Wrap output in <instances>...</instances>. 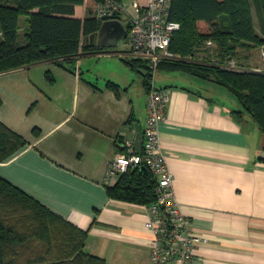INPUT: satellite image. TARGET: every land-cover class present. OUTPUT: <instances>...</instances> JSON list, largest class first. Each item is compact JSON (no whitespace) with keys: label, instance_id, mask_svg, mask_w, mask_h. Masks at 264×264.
I'll return each instance as SVG.
<instances>
[{"label":"crops","instance_id":"obj_1","mask_svg":"<svg viewBox=\"0 0 264 264\" xmlns=\"http://www.w3.org/2000/svg\"><path fill=\"white\" fill-rule=\"evenodd\" d=\"M86 14L85 3L75 7V17ZM118 43L87 44L93 49L73 70L41 61L0 73V121L27 142L0 162V177L88 230L84 248L105 264H153L147 206L113 199L106 189L119 141L135 140L136 124L143 130L147 116L142 78L124 60L126 40ZM177 74L159 86L170 96L159 138L174 197L191 228L208 239L189 264H264V133L248 117L233 119L238 104L229 95L222 99L219 89L210 93V86Z\"/></svg>","mask_w":264,"mask_h":264},{"label":"trees","instance_id":"obj_2","mask_svg":"<svg viewBox=\"0 0 264 264\" xmlns=\"http://www.w3.org/2000/svg\"><path fill=\"white\" fill-rule=\"evenodd\" d=\"M106 1L0 0V73L41 61L73 70L79 55L93 49L83 39L106 20L96 17L92 8ZM84 3L86 16L75 17V7ZM121 15L116 12L112 18L122 19ZM23 16L27 17V29L22 36ZM168 18L179 24L168 46L177 59L160 61L156 70L183 72L224 87L238 104L231 110L233 119L248 117L264 133V72L223 68L230 57L242 58L240 53L264 46V0H170ZM207 41L212 45L207 46ZM124 60L140 75L148 94L153 82L149 61ZM107 86L118 88L112 81ZM133 120L130 117L128 122L133 124ZM26 143L0 121V162ZM155 185L151 171L137 166L119 174L106 189L113 199L147 206L156 202ZM87 236L88 230L0 177V264H105L102 257L85 250Z\"/></svg>","mask_w":264,"mask_h":264},{"label":"built area","instance_id":"obj_3","mask_svg":"<svg viewBox=\"0 0 264 264\" xmlns=\"http://www.w3.org/2000/svg\"><path fill=\"white\" fill-rule=\"evenodd\" d=\"M170 0H151L146 6L129 5L107 0L93 6V14L98 18L113 19L116 12L127 15L128 45L130 58L149 61L153 75L160 61L177 59L168 49L170 38L179 24L168 18ZM212 42L207 41V46ZM264 60V46H261ZM223 67L237 69L231 61ZM251 72H264L259 67ZM147 94V116L142 130V145L136 149L134 139H123L122 147L109 162L105 181L112 185L117 176L129 168L137 166L148 168L155 181L156 202L147 205L148 216L145 228L151 233L150 255L153 264H189L196 258L195 247L206 243L207 238L197 234L191 228L188 217L182 212L176 201L172 187V174L167 166L159 138V125L166 119V107L170 96L167 89L156 87L153 82Z\"/></svg>","mask_w":264,"mask_h":264},{"label":"rangeland","instance_id":"obj_4","mask_svg":"<svg viewBox=\"0 0 264 264\" xmlns=\"http://www.w3.org/2000/svg\"><path fill=\"white\" fill-rule=\"evenodd\" d=\"M254 24H255L256 30L259 32V24H258V18L256 16V14H254ZM124 41H125L124 39H120L118 41L119 42L118 43V47H124ZM87 42L88 41L86 40V43ZM240 56H242V58H240V57H234V58L230 57L229 59L226 60L224 65H229V63L232 61L234 63V65H235V67H237V69L240 68V70H243V71H249L251 68H254V67H259L262 70H264L263 69L264 68V60L261 57V47L254 48V49H252L250 51L242 52V53H240ZM211 59L215 60L213 58H211ZM223 68H225V67H223ZM167 74H170L169 76L175 74V75H177L176 77H179L177 72L168 73V72H165V71L156 70L154 75H153V77H152L153 84L156 87H159L160 85H163L164 84L163 80L165 81L166 78L169 77ZM191 79H192V81H194V79H195L196 81L202 82L206 86H210V88H209V92L210 93L213 92L211 87H214L215 89H219L220 91L217 94L221 93L222 94V97H221L222 99H225V97L226 96L228 97V95H229L230 99H231V100H229V102L232 101L233 105L235 106L236 100H235L234 96L229 91H227L224 87H222L220 85L213 84V83L205 81V80L198 79L196 77H192ZM160 80H162V82H160ZM177 81H179V80H177ZM225 100H227V99H225Z\"/></svg>","mask_w":264,"mask_h":264},{"label":"water","instance_id":"obj_5","mask_svg":"<svg viewBox=\"0 0 264 264\" xmlns=\"http://www.w3.org/2000/svg\"><path fill=\"white\" fill-rule=\"evenodd\" d=\"M127 29L118 19H108L101 23L99 29L88 35L86 40L89 45H115L120 39L126 36ZM86 44V45H87ZM136 136L134 144L137 150L142 145V130L138 124H136Z\"/></svg>","mask_w":264,"mask_h":264}]
</instances>
